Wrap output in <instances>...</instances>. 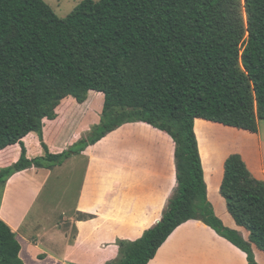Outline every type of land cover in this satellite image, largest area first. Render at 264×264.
I'll return each mask as SVG.
<instances>
[{"label":"trees","instance_id":"trees-1","mask_svg":"<svg viewBox=\"0 0 264 264\" xmlns=\"http://www.w3.org/2000/svg\"><path fill=\"white\" fill-rule=\"evenodd\" d=\"M89 91L103 96L99 123L65 151L41 143L44 156L28 160L21 140L35 133L41 141L59 103H83ZM195 119L249 133L264 121V0H84L62 19L43 0H0V151L20 147L0 185L30 166L59 167L125 124H147L174 144L176 186L160 221L116 242L106 264H147L191 220L247 264H257L252 245L264 253V182L238 155L224 161L219 194L244 240L207 201ZM19 250L0 221V264H23Z\"/></svg>","mask_w":264,"mask_h":264},{"label":"crops","instance_id":"crops-1","mask_svg":"<svg viewBox=\"0 0 264 264\" xmlns=\"http://www.w3.org/2000/svg\"><path fill=\"white\" fill-rule=\"evenodd\" d=\"M103 96L89 91L83 103L63 99L54 120H44L42 139L30 133L21 142L28 160L43 157L44 150L59 154L85 137L97 125ZM210 123L195 119L194 126ZM233 133L230 147L211 162L206 175L197 148L207 201L215 216L244 240L248 233L235 225L219 194L224 161L240 157L251 177L264 182V121L249 133L216 124ZM195 134V131H194ZM174 144L165 133L144 123L125 124L87 147L61 166H30L0 185V221L14 234L23 264H106L116 259V242H133L161 219L176 186ZM18 144L0 151V169L17 162ZM76 180V182H75ZM75 182V183H74ZM75 185L67 200L68 186ZM61 186V188H60ZM60 188V189H59ZM62 189V191H61ZM257 264L264 253L252 245ZM147 264H247L244 253L199 221L177 227Z\"/></svg>","mask_w":264,"mask_h":264},{"label":"rangeland","instance_id":"rangeland-1","mask_svg":"<svg viewBox=\"0 0 264 264\" xmlns=\"http://www.w3.org/2000/svg\"><path fill=\"white\" fill-rule=\"evenodd\" d=\"M82 1L84 0H43V2L47 4L53 13L60 19L69 15L71 11ZM92 1L97 2L99 0ZM194 131L198 139V145L205 173L206 175L212 174L211 162L221 160V158L226 154L225 151H219L217 148L220 146L230 147L235 143L236 139L233 136V133L230 131L218 128L214 125L200 127V124H196L194 126ZM210 146H215L217 148L214 150L209 148ZM74 183L72 186H68L67 188L69 189V193L66 197L67 200H71L73 198V189L75 190L76 185Z\"/></svg>","mask_w":264,"mask_h":264}]
</instances>
